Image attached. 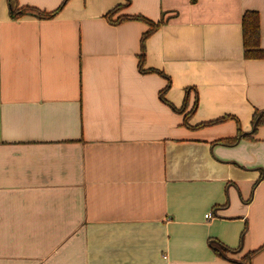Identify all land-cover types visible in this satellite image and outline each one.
Instances as JSON below:
<instances>
[{
    "label": "crops",
    "instance_id": "1",
    "mask_svg": "<svg viewBox=\"0 0 264 264\" xmlns=\"http://www.w3.org/2000/svg\"><path fill=\"white\" fill-rule=\"evenodd\" d=\"M125 5L0 0V264H264V0Z\"/></svg>",
    "mask_w": 264,
    "mask_h": 264
},
{
    "label": "trees",
    "instance_id": "2",
    "mask_svg": "<svg viewBox=\"0 0 264 264\" xmlns=\"http://www.w3.org/2000/svg\"><path fill=\"white\" fill-rule=\"evenodd\" d=\"M67 0H63V3L55 10L53 11H48L44 12L41 11L35 7H19L18 6V1L17 0H8V5H9V10H10V15L14 19L20 18L23 16H29V17H36L38 19H44L47 20L48 18H52L57 15V13L63 8ZM129 3V0H126V5ZM125 6H117L113 8L107 15L106 18L108 21L114 25L120 24L122 22H126L127 20H137V21H144L148 25V30L145 31L141 38H140V43H141V51L140 54L138 55L139 59V67L143 65V57H144V41L145 39L150 36L152 33L156 32L159 29V26L164 22V15H162V18H160L159 22L154 23L145 17L141 16H136V15H122L118 16L115 19H112L113 16L121 9H123ZM241 26H242V40H243V56L245 59L249 60H255V59H264V49L260 48V23H259V18H258V13L257 12H246L242 18H241ZM142 69V68H141ZM161 74V73H159ZM168 85L161 90L160 93V98L161 100H164V93L166 92ZM166 102V101H165ZM195 110V106L187 112L184 115V124L188 127L190 125L188 124V119L192 116L193 112ZM177 112H185V104H183L182 108L177 109ZM257 113L254 114L253 116V130L252 133L249 135H245V137L251 139L252 134H255L256 129L258 126H260L263 121L262 118H257ZM232 119L230 116H225L219 119L212 120L208 123L203 124L202 126H210V124H218L221 122H225L226 120ZM192 128V127H190ZM240 135V132H238ZM233 141V142H232ZM236 142V138H227L226 141H224V144H234Z\"/></svg>",
    "mask_w": 264,
    "mask_h": 264
},
{
    "label": "built area",
    "instance_id": "3",
    "mask_svg": "<svg viewBox=\"0 0 264 264\" xmlns=\"http://www.w3.org/2000/svg\"><path fill=\"white\" fill-rule=\"evenodd\" d=\"M206 218H211L212 216L210 215V214H207L206 216H205Z\"/></svg>",
    "mask_w": 264,
    "mask_h": 264
}]
</instances>
